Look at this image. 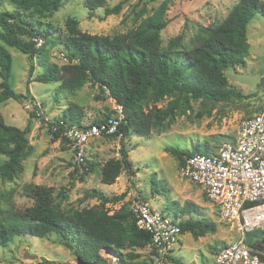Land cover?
I'll use <instances>...</instances> for the list:
<instances>
[{
	"label": "rangeland",
	"instance_id": "obj_1",
	"mask_svg": "<svg viewBox=\"0 0 264 264\" xmlns=\"http://www.w3.org/2000/svg\"><path fill=\"white\" fill-rule=\"evenodd\" d=\"M11 1L0 0V13L14 11ZM83 1L62 0L58 11L42 19V28L51 30L49 41H44L43 46L44 67L36 57L5 47L11 57L9 84L15 93L25 97L1 103L0 114L8 126L21 130L28 126L26 138L30 149L21 162V174L10 181L0 179V213L7 215L32 206L34 199L29 193L30 186L51 188L53 203L63 212L100 208L101 201L92 196L94 191L105 199L123 195L117 203H104L103 208L109 214L122 206L129 208L134 196L153 210L169 216L175 214L182 221L206 219L216 230L197 239L189 233L180 235V242L172 247L168 257L163 258L154 255L149 246L142 249L128 247L121 252L125 263L203 264L219 249L236 241L238 235L230 225L221 222L216 207L207 200L202 188L182 178L176 159L166 153V149L174 147L191 152L198 147L205 153L207 147L214 152L234 137L243 119L261 111L264 106V17L256 14L247 25L249 48L245 65L224 70L229 87L242 97L226 102L189 100V109L185 114L177 111L174 122L166 131L153 132L148 137L131 134L123 141L130 170L122 171L112 185H104L100 182L101 167L111 159H120V138H95L87 143L86 156L94 168L89 174H83L71 165L68 150L51 133L46 119L61 117L70 106L77 107L86 122L100 119L108 114L111 106L108 91L88 82L73 91L61 89L60 81L27 84L28 71L30 67L34 69L33 78L50 64L61 68L68 63L61 44L68 37L67 19H75L81 32L112 36L135 28L163 0H106L107 7L123 2L120 13L108 17H104L103 8L89 16ZM237 1L171 0L167 11L169 23L160 33L161 46L176 37L187 44L199 26L222 22ZM176 97L175 94L166 96L156 103V107L163 108ZM185 203L195 205L198 211L175 213L174 205L181 208ZM259 232L247 235L245 244L254 243ZM100 256L105 264H118L117 257L107 250H101ZM41 258L60 264H79L55 233L43 238L16 236L5 246H0V264H38Z\"/></svg>",
	"mask_w": 264,
	"mask_h": 264
},
{
	"label": "trees",
	"instance_id": "obj_2",
	"mask_svg": "<svg viewBox=\"0 0 264 264\" xmlns=\"http://www.w3.org/2000/svg\"><path fill=\"white\" fill-rule=\"evenodd\" d=\"M105 2L84 0L83 6L88 9L89 16L100 8H103L104 17L120 13L123 2L113 7H107ZM11 3L14 11L0 13V105L10 99L17 101L25 97L15 93L9 84L11 57L5 47L36 57L44 67L43 46L44 41H49L51 30L42 28V19L58 11L62 0H12ZM170 3L171 0H163L135 28L112 36L81 32L78 22L69 18L65 24L68 37L61 43L68 63L61 68L50 64L33 78L34 69L29 68L27 84L60 81L61 89L73 91L88 82L108 91L109 97L123 107L124 119L119 126L118 152L121 157L111 159L101 167L100 182L104 185H112L122 171L130 170L131 163L123 141L131 134L148 137L153 132L166 131L174 122L177 111L185 114L189 109V100L226 102L242 97L229 87L224 70L245 65L249 48L247 25L256 14L264 17V0H238L219 24L199 26L187 44L176 37L163 47L160 33L169 23L167 11ZM36 38L42 40L39 47ZM174 94L177 97L165 107H156L164 97ZM110 116L109 110L108 114L93 122H101ZM81 117L82 112L70 106L60 118L78 124ZM27 132L28 126L21 130L4 124L0 114L1 180L10 181L21 174V162L30 149ZM54 136L58 137L57 134ZM61 142L65 145L64 140ZM205 150L202 154L211 153L207 147ZM166 153L176 159L180 169L186 158L201 152L198 147L191 152L170 147ZM87 164L85 174L94 168L91 162L87 161ZM28 188H31L29 193L34 199L32 206L7 215L0 213V246H5L16 236L43 238L55 233L79 264H105L100 256L101 250L117 257L118 264H128L123 259L122 250L150 245V236L136 228L129 208L122 206L113 214L103 208L104 203L119 202L123 195L105 199L94 191L92 196L101 201L100 208L63 212L54 205L51 188ZM174 208L175 213L180 214L198 211V207L191 203H185L181 208L174 205ZM179 228L180 235L189 233L194 239L216 230L213 223L203 218L179 220ZM254 232L257 231L246 234L244 242L245 237ZM258 235L248 246L263 251L264 231ZM38 264L60 263L41 258Z\"/></svg>",
	"mask_w": 264,
	"mask_h": 264
},
{
	"label": "built area",
	"instance_id": "obj_3",
	"mask_svg": "<svg viewBox=\"0 0 264 264\" xmlns=\"http://www.w3.org/2000/svg\"><path fill=\"white\" fill-rule=\"evenodd\" d=\"M35 42L37 47L42 44L41 38ZM110 101L111 116L98 123L82 120L70 124L60 117L46 119L51 133L64 140L71 165L82 173L88 172L87 143L95 138L121 137L123 107L111 98ZM180 175L202 188L207 200L216 207L221 222L230 225L238 235L236 241L214 255V264H264V251L244 242L246 234L264 231V106L241 121L232 140L210 154L195 153L186 158ZM129 209L136 228L150 236L153 254L168 257L180 241L179 219L153 210L134 196Z\"/></svg>",
	"mask_w": 264,
	"mask_h": 264
},
{
	"label": "crops",
	"instance_id": "obj_4",
	"mask_svg": "<svg viewBox=\"0 0 264 264\" xmlns=\"http://www.w3.org/2000/svg\"><path fill=\"white\" fill-rule=\"evenodd\" d=\"M82 121V120H81ZM180 242V241H179ZM214 257V256H213ZM213 257L212 258H210V259H207V261L205 262V263H203V264H214V260H213ZM209 260H212V262H210Z\"/></svg>",
	"mask_w": 264,
	"mask_h": 264
},
{
	"label": "water",
	"instance_id": "obj_5",
	"mask_svg": "<svg viewBox=\"0 0 264 264\" xmlns=\"http://www.w3.org/2000/svg\"><path fill=\"white\" fill-rule=\"evenodd\" d=\"M80 264H83V263H80Z\"/></svg>",
	"mask_w": 264,
	"mask_h": 264
}]
</instances>
